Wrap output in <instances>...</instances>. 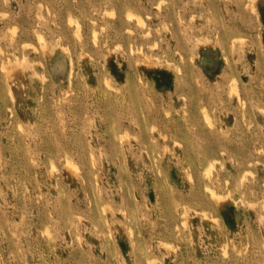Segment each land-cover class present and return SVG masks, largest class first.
<instances>
[{"label":"rangeland","instance_id":"obj_1","mask_svg":"<svg viewBox=\"0 0 264 264\" xmlns=\"http://www.w3.org/2000/svg\"><path fill=\"white\" fill-rule=\"evenodd\" d=\"M0 264H264V0H0Z\"/></svg>","mask_w":264,"mask_h":264},{"label":"bare ground","instance_id":"obj_2","mask_svg":"<svg viewBox=\"0 0 264 264\" xmlns=\"http://www.w3.org/2000/svg\"><path fill=\"white\" fill-rule=\"evenodd\" d=\"M129 14H130V13H129ZM131 14H133V13H131ZM127 15H128V14H127ZM132 16L134 17V15H132ZM132 16H131V17H132ZM135 16H136V15H135ZM129 17H130V15H129ZM129 17H128V18H129ZM131 17H130V18H131ZM136 19H137V18H136ZM139 19H140V18H139ZM70 20H71V19H70ZM70 20H69L68 22H72V21H70ZM140 20H141V21H140ZM140 20H139V21L142 23L143 20H142V19H140ZM139 21H138V22H139ZM138 22H137V24H138ZM140 22H139V24H140ZM142 25H143V23H142ZM76 28L79 29L78 27H76ZM78 31H79V30H78ZM75 34H76V33H75ZM95 36H96V35H95ZM67 161H69V160H67ZM209 163H210V162H209ZM67 164H68V166L70 165L71 167L74 166L73 163H71V162H67ZM210 164H211V163H210ZM210 164H208V165H210ZM75 168H76V167H75ZM75 168H74V169H75ZM209 168H210V166H209ZM206 169H207V171H208V167H207ZM187 170H188V169H187ZM75 171H76V170H75ZM209 172H210V171H209ZM208 190H209V189H208ZM212 193H213V192H212ZM210 194H211V193H210ZM211 195H212V194H211ZM215 196H217V195H215ZM133 212H134V211H133ZM182 220H183V219H182ZM130 235H131V234H130ZM107 239H108V238H107ZM150 262H151V261H150ZM148 263H149V262H148Z\"/></svg>","mask_w":264,"mask_h":264}]
</instances>
